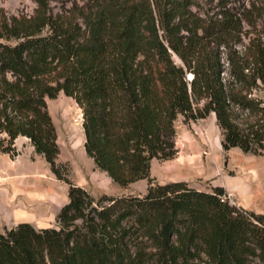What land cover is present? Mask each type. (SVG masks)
Segmentation results:
<instances>
[{
	"label": "trees",
	"instance_id": "16d2710c",
	"mask_svg": "<svg viewBox=\"0 0 264 264\" xmlns=\"http://www.w3.org/2000/svg\"><path fill=\"white\" fill-rule=\"evenodd\" d=\"M88 1L65 18L34 0L36 17L0 27V153L14 159L27 138L68 186L57 228L3 227L0 264H264V214L222 199V186L150 176L153 159L177 153L179 117L213 113L224 152L264 154V100L251 96L264 87V38L239 53L240 22L221 0L213 15L201 14L207 0ZM60 92L82 110L95 167L120 187L146 180L143 195L95 201L70 181L47 104Z\"/></svg>",
	"mask_w": 264,
	"mask_h": 264
},
{
	"label": "rangeland",
	"instance_id": "374dc122",
	"mask_svg": "<svg viewBox=\"0 0 264 264\" xmlns=\"http://www.w3.org/2000/svg\"><path fill=\"white\" fill-rule=\"evenodd\" d=\"M218 1H204L201 14L213 15L218 10ZM221 1L220 5L240 22V42L234 46L239 53H243L251 41L264 38V0ZM88 3V0H46L43 10L52 17L76 18L79 11L88 7ZM37 12L41 13L34 0H0V27L13 19L32 20ZM222 61L225 63V54ZM187 77L190 79L192 75ZM223 77L229 79L227 69ZM251 96L264 100V87L253 90ZM47 104L57 131L58 162L69 164V179L73 184L86 189L95 201L102 195L135 196L146 192V180L120 187L103 177L92 159L87 157L80 142L82 110L71 97L60 92L55 99H48ZM211 114L189 123H183L181 117L176 120L177 153L171 160L153 159L150 176L156 183L181 180L192 188L206 192H210L214 186L225 184L236 192L231 194L222 186L235 205L264 214V154H244L238 148L224 152L220 145V131ZM17 145L20 162L11 163L9 156L0 153V231L3 227L14 226L11 221L19 218L13 214L16 207L14 199L17 197V200L33 199L22 210L32 215V224L36 229L57 228L56 215L68 201V186L55 178L45 160L35 154L33 148L32 153L29 152V141L28 144L21 145L19 142ZM95 171L99 174H95ZM139 243L143 245L138 246L149 253V244ZM204 261L205 257H202L200 264H205ZM145 264L154 263L148 259Z\"/></svg>",
	"mask_w": 264,
	"mask_h": 264
},
{
	"label": "crops",
	"instance_id": "0c3cea01",
	"mask_svg": "<svg viewBox=\"0 0 264 264\" xmlns=\"http://www.w3.org/2000/svg\"><path fill=\"white\" fill-rule=\"evenodd\" d=\"M212 116H213V118H214V120H215V116H214V114L212 113L211 114ZM20 142V144L21 145H23V144H25V143H27L28 144V139L27 138H24V137H18L16 140H15V146L17 147L18 145V143ZM80 142L82 143V145L84 144V133L82 132V134H80ZM30 146V145H29ZM84 147V146H83ZM29 149H30V153H32V147L30 146L29 147ZM5 155H7V154H5ZM8 156V155H7ZM11 159V158H10ZM20 160H21V155H18L15 159H11L10 161H11V163H16V162H20ZM151 163H152V161H151ZM95 174H99L97 171H95ZM102 174V176L103 177H105V178H108L109 179V181H110V178L104 173V172H102L101 173ZM100 176V175H99ZM172 181H176V180H172ZM181 181V180H180ZM171 182V181H170ZM133 184V183H132ZM131 185V184H130ZM222 186L226 189V190H228V192L229 193H231V194H234V192L235 191H233L231 188H229L228 186H226L225 184H222ZM236 193V192H235ZM18 199V197L16 198V200L14 199V205L16 206L15 207V211H14V213L13 214H17L18 216H19V218L18 219H16L15 221H11V223L12 222H14V223H12V224H14V225H16V224H18V223H20V222H27V223H29V224H31L33 227H35L33 224H32V215L30 216V215H28V213H26L25 211H23L22 210V208L23 207H26L27 205H28V202H30L31 200H33V199H31V197H29V198H26V199H20V200H17ZM258 213H262V212H260V211H258ZM8 228H10V227H8ZM36 228V227H35Z\"/></svg>",
	"mask_w": 264,
	"mask_h": 264
},
{
	"label": "built area",
	"instance_id": "2783aa9c",
	"mask_svg": "<svg viewBox=\"0 0 264 264\" xmlns=\"http://www.w3.org/2000/svg\"><path fill=\"white\" fill-rule=\"evenodd\" d=\"M225 190V189H224ZM222 199H224V200H227L230 204H234V202L232 201V199H231V195L228 193H226V191H225V193L222 195Z\"/></svg>",
	"mask_w": 264,
	"mask_h": 264
},
{
	"label": "water",
	"instance_id": "95a60500",
	"mask_svg": "<svg viewBox=\"0 0 264 264\" xmlns=\"http://www.w3.org/2000/svg\"><path fill=\"white\" fill-rule=\"evenodd\" d=\"M190 78V77H189Z\"/></svg>",
	"mask_w": 264,
	"mask_h": 264
}]
</instances>
